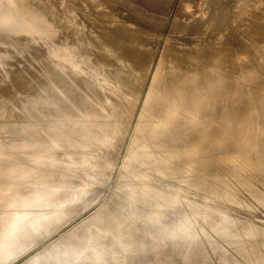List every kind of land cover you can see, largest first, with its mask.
Here are the masks:
<instances>
[{"label": "bare ground", "instance_id": "bare-ground-1", "mask_svg": "<svg viewBox=\"0 0 264 264\" xmlns=\"http://www.w3.org/2000/svg\"><path fill=\"white\" fill-rule=\"evenodd\" d=\"M4 1L17 11L28 6L26 0ZM74 1L62 0L60 4L66 11L73 9L71 18L81 20L78 22L85 24L88 31L95 29L91 32L99 33L98 35L93 37L90 32L84 33L86 28L82 29V35L75 34L81 24L75 19L73 22L78 24L60 22L59 19L65 15L60 16V13L59 19L55 15V18L52 17L57 21L51 25L42 22V26L38 27L37 16L43 21V17L49 15L47 20L51 19L54 13L45 8L47 14L43 15V7L33 9L34 15L24 14L23 23H7L4 27L7 30L31 33H42L54 28L55 32L58 31L57 36L65 35L68 39H71L68 37L71 34L74 40L82 42L77 43L82 49L78 46L74 48L75 41L74 46L71 41L67 45L62 41L64 39L61 40L63 43L60 39L57 40V43L61 42L59 45L50 40H44L42 44L47 46L44 48H48V52L53 50L52 56L55 52L60 54V51L71 50V55H75V58L83 56L81 61L85 58L88 61L92 55L97 66L105 67L103 69L101 66L99 69H103L104 73L107 69V74L112 73L110 75L116 81L114 83L118 82L119 85L117 83L118 88L114 92L112 79L111 82L108 77L107 81L99 79L98 82L101 80L103 83H111L112 94L105 91L110 92L109 83L103 84L108 85L103 87L106 94L102 91L103 88L101 91L99 89L102 87L101 82L97 84L100 85L99 88L94 87L98 79L90 82L93 86L87 80L81 86L78 83L80 80L76 82L79 76L75 75V78L69 71H72L69 66L71 61L69 65L64 63L66 57H59L61 61H56V58L54 63L50 59L53 64L45 65L47 67L39 65L44 59L43 51V58L38 61L40 67H34L38 70L41 66L45 67V72L34 74V77L41 74L42 79L40 77V83L36 79L33 84L31 75L36 72L20 63L37 57L35 54L41 49L39 50L35 41L40 43L41 39L35 40L36 37L27 36L34 37L32 41L35 40L33 42L37 45L30 42L38 49L31 46L29 49H37V52H28L26 61L18 62L24 71L27 69L32 74L30 73V80L27 75L22 76L23 78L20 76L22 83L29 80L21 86L20 81L18 83L15 80L19 86L15 84L14 87L29 86L27 91L25 89L20 92H27L25 96L22 95L25 97L22 101L27 104L28 109L22 108L28 113L25 111L26 119L19 118L24 124L19 129L15 121L13 120L14 124L8 118L7 123L12 121L16 125V129L15 126L10 127L14 128L12 131L8 129L10 135H17L16 138L9 136L15 141L12 142L14 150L10 149L14 153L18 149L21 154L28 149L31 152L27 150L28 153H24L29 155H35L34 152L37 154L39 151L44 153V148L55 151L51 153L46 149L49 157L45 161L38 157L41 166L34 164L36 170L32 169L34 165L31 168L24 165L26 158L25 163L23 160L19 163L16 156L18 161H14L19 165L17 163V166L12 167L13 161L11 164L7 162L12 160V152L0 154V167L5 161L10 164L9 168L0 169V178L14 174L23 182L21 186L15 183L18 186L14 185L16 192L11 189L10 183L13 184V181H6L8 185L5 182L7 178L0 179V264H11L29 254L36 246L40 247L39 244L45 243L46 249L40 247L44 251L24 264H150L161 258L172 261L179 258L185 264H264V74L260 72L264 69V0H180L170 38L167 36V43L163 46L158 44L160 40L157 33L162 25L159 16L148 15L139 19L132 17L133 11L122 10L116 0H90L98 11L105 12L102 15L104 19H101V15L99 17L102 21L106 18L107 25L103 21V27L100 25L102 28H99V23L94 25L92 22L94 19L91 22L85 20L93 16L91 12L90 17L86 18L85 14L88 12L85 10L86 13L82 16V11ZM170 2L160 0L161 6L166 9ZM69 10L68 13L71 12ZM61 11L60 8L59 12ZM115 12V18H112L115 22L111 21L109 26L112 27H109L107 17L109 20ZM65 20L68 18L63 21ZM56 22L61 29L56 26ZM96 25L99 32H96ZM77 33L79 34L78 31ZM205 38L209 39L206 43ZM18 39L21 41V38ZM68 39L66 40L69 41ZM242 40L246 42L242 44ZM235 41L239 43L236 44ZM24 42L22 36V43ZM175 42H179L180 47ZM7 44L4 45L5 49L0 47V71L5 70L9 64L12 67L13 63L17 64L16 61L20 60L15 55L19 49L13 51V54L7 50L8 47L14 48L17 42L14 46ZM21 45L23 49L24 44ZM70 45L73 47L68 49ZM22 49L21 53L18 51L21 55L27 52ZM47 51L45 56L50 54ZM31 53L35 57L29 56ZM249 53L252 56L245 57ZM40 54L41 52L38 57ZM52 56H47V60ZM259 59L258 65L262 64V67L256 75L251 76L253 71H249L256 65L255 60L259 62ZM34 60L37 63V59ZM47 62L49 63L44 59L43 65ZM90 64L94 65V61H90ZM128 66H133L132 70ZM10 67V70L6 68L8 72L14 69ZM22 67L17 68L20 73ZM76 67L78 70V66ZM82 67L80 70L84 72L81 73L84 80L94 77L89 76L91 73H85V70L92 67ZM125 67H128V71ZM148 67L158 72H155L156 76L150 74L155 76V79L151 78L155 81L154 91L151 90L149 96L145 95L150 98L147 99V103L150 101L148 107L144 111L141 106L143 114L140 113L139 121L136 120L134 132H129L128 125L132 120L130 116L135 110L132 109L137 104L135 102L140 90L145 88L149 79L145 76L149 72ZM37 69L35 71L38 72ZM15 70L13 73H17ZM5 71H1V76ZM11 73L7 74L11 76L9 81L12 77L19 78L18 74ZM223 73L227 75L224 76ZM240 74L247 79L242 80L244 83L237 84ZM95 75L99 78L98 74ZM105 76L108 75L105 73ZM4 78L0 80V84L2 81L3 84L8 82ZM252 80L257 82L247 83ZM12 82L8 84L11 85ZM29 83L33 85H28ZM246 84L255 87H247ZM6 87L5 89L10 88ZM6 93L8 92L3 96ZM12 93L15 98L17 93L19 96V92ZM1 98L3 100L5 97ZM14 101L12 104L16 103L19 108L22 101ZM3 103L2 105L5 104ZM21 105L23 106L22 103ZM143 106L146 107L144 104ZM5 107L10 108L11 104L3 108ZM9 108L4 110L15 115L16 111L20 112L21 107L15 110L13 104V108ZM18 112L16 117L21 116H17ZM27 116H32L31 121ZM19 119L16 120L18 126ZM9 123L8 125L11 124ZM2 133L0 137L4 138ZM29 133L33 136L27 139ZM9 137L4 139L8 140ZM3 143L5 144L2 141L1 147H5ZM120 149H125V154L122 151L124 165H121L122 168H119V173H115V176L112 171L118 156L116 153ZM25 154L24 157L29 156ZM111 179L116 184L113 186L116 187L114 192L111 191V185L106 187ZM109 188L111 189L107 191ZM109 191L113 193H110V197ZM107 198L110 200L103 203ZM98 206H101L99 210L93 211L92 216L83 222L85 219L82 216ZM81 218L82 223L79 220ZM77 221L80 223L76 225ZM68 228L69 232L66 231ZM63 232L68 233L63 235ZM51 239L54 241L51 242Z\"/></svg>", "mask_w": 264, "mask_h": 264}, {"label": "rangeland", "instance_id": "rangeland-1", "mask_svg": "<svg viewBox=\"0 0 264 264\" xmlns=\"http://www.w3.org/2000/svg\"><path fill=\"white\" fill-rule=\"evenodd\" d=\"M26 1H27L28 6H27L26 8H23L21 11H17V10L15 9L14 6L10 7V6H8V5L5 3L4 0H0V19H1V18L3 19V20H0V41L3 40L2 42H0V47L2 46V48H4V47L6 48V46H4V45L7 44V42L10 43V45H8L9 43L7 44L8 46H11V45L14 46L15 43L17 42V44L15 45L16 47L14 46V48L12 47V49H11L10 47L7 46V47H8L7 50H10V51H11V54H13L17 49H19V50H17V51L15 52V55H17V56H16L17 59H19V57H20V60L16 61L17 64L13 63V65H14V64L17 65V66H18L17 68H19V69H20V67H22V66L24 67V66L26 65L25 68H27V69H29V70L32 69V70H30V71L36 72V73H33V74H32L29 70L27 71V69H26V71H24L25 69H23V67H22L23 70H21V73H20V72H19L20 70H19V69L17 70V68H16L15 65H14V66L12 65V67H10V66H11L10 64L8 65V67H10V68H12V69L14 68L13 70L16 69L15 71H16L17 73H13V70H12V69H11L12 71H9V72H8V70H10L8 67H6V68H8V70L5 68V70H7V71H5V70H3V69L1 70V71H3V72L5 71L6 74L3 73V76H1V74H0V77L2 78V79L0 78V80H3V77H5V78L8 79V80H7V81H8L7 83H5L6 80L4 81L5 84H3V81H2L3 86H2V84H0V86H2V87H0V88H3V87H4L3 89L0 90V91H1V94H0L1 96H0V98H1V97H5V98H3V100H2V98L0 99V100H2V101H0V102H1V103H0V109H1V110H0V112H1V113H0V114H1V115H0V122H1V121H4L3 119H5L4 122L0 123V127H1V129H0V133H2V130H3V127H4L5 130H3V133L1 134V135L5 136L4 138H8L9 136H10V137L12 136V138H16L15 136H17V135L14 134V137H13V133H12V135H10V134H11L10 131H12V129H14V128L16 129V125H17V128H18V129L20 128V126H23V125H24L23 122L21 121V119H19V118H23V117H25L24 119H26V115H25V114H27L28 111L25 110V109H28V106L26 107L27 104H26V103L24 104V102H23V101H24L23 99H25V97H24L25 95H24V94H25V93L27 94V92L21 94L22 91H24L25 89H26V91H27L28 88H29L28 85H31L32 83L35 84V81H37L36 79H38V83H40V80L42 79L41 74H40V76H38V77H34V74H36V75H38V73H42V74H43V73L45 72V70H44L45 67H47V66H48L50 63H52V62L54 63L53 60L56 59V58H57L56 61H57V60H60V61H61L62 58L66 57L67 59H66V58L64 59V60H65L64 63H68V65L71 63L69 66H70V68L72 69V71L77 70V69H76V68H77L76 66H78V70H77V71H75V72H72L71 70H69V71L72 73V75H74L75 78H76V76H77V77L79 76V77L76 79V82H78V81L80 80V82H78V83H79L81 86H84L82 83L85 84L87 81H88V83H90L92 80H94V82H95V81L98 79L97 82H96V84H94V87L99 88L100 85L102 84V85H101L102 87L99 88L100 91L102 90L101 88H103V87H107L108 85H109V86H108V88H109L108 90H110V89H111V90H110V92H108L107 90H105L107 93L110 94V93L112 92V90H113L112 88H114V90H115L114 92L117 91V90H116V87H117L116 85H117L118 82H117L116 84L114 83V82H116V81H114V79H113V76H112L113 74H112V73H110V74H112V75L107 74L106 71H108V70L106 69L105 73H106V75H108V76H105V73L103 72V71H104L103 69H105V67H104L103 65H100V66L98 65V66H97L96 63H95V59L93 58L92 55H91V57H92L93 59H91V57H89V58L91 59V60H90V59H89V60L91 61V63H92V61H94V65H96V66H94L93 64H90V61H89V60L86 61L88 58H85V57H84L85 59H83V60H85V61H83V60L81 61V59L83 58V56H82V58H80L81 56H76V58H77V59H76V58H75V55H71V54H72L71 50H68V51L66 50V52H64V51H60L62 54H61L60 52H59L60 54H56L57 52L54 51V52H55L54 56L56 55L55 58H54V56H52V55H53V54H52V53H53V50H49V52H48V51H47L48 48H47V49L44 48V47H47L46 45H45V46L43 45V44H44V43H43L44 40H46V41H49V40H50L51 43L54 42V41H56V44H58V45H59V43H61L62 41H63L64 43H66V44L69 43V42L71 41L70 43L73 44V46H74V41H75L76 43H75L74 48L76 49V46H78L77 43H79L80 40H78V41H77V40H74V39H73V36H70L71 34H69L68 37L71 38L73 41H72L71 39L66 38L65 35H63L65 38H63L62 35H60V36H62L61 38H60V36H57V35H59V34L56 35V33H57L58 31L55 32V29H54V28H50V29H48V30H45V31H43L42 33H31V32H29V31H14V30H7V29H5L4 26H6L7 23H8V24L11 23L12 25H16V23L18 24V21H20V22L23 23V21H22V20L24 19V16H23V15H24V14H25V16H26V15H27V16L34 15V14H33V9H36V8H37V9H42V7H43V15H44V14H47V12L45 11V8H47V9L49 10V12L51 11V13L54 12V13L52 14V16H51V19H48V20H47V17H50L49 15H47V17H43V19L45 18L43 21H42V18H41V17H38V16H37L38 19H36V22L38 23V27H41V26H42V22H48V23L51 25L52 23H54L55 21H57V20H54V18H55L54 15H55L56 17H58V18H56V19H59V17H60L62 14H63V15H64V14L66 15V13H68L67 11L70 9V8H69V9L65 8V9H67V11H66V10H64V8L61 7L62 5L60 4V2H61L62 0H57V1H56V0H52V1H51V0H42L43 2H42L41 0H26ZM30 1H31V2H30ZM36 1H37V2H36ZM64 1H65V0H64ZM73 1H74V0H73ZM80 1H81V0H79L78 2H80ZM85 1H86V2H85ZM169 1H171V2H170V5L168 6V9H166V8L162 7L163 5L160 4V0H116V2L118 3V6H120L121 9L124 10L125 12H128V10L133 11V12H132V17H137V18L141 19V18H144L143 16H148V15H156V16H159V18L161 19V23H162L161 27H159V28H160V31L157 33V34L159 35V36H158V37H159L158 39H159L160 41L158 42V44H160V46H161V45H162V46L165 45V43H167V42H166L167 38H168V37L170 38V36H169V35H170V30H171V28H172V26H173V22H174V20H175V15L178 14V13L175 12V11H177V10L179 9L178 7H179V5H180V4H179V1H180V0H169ZM33 2H34V3H33ZM56 2H57V4H56ZM74 2L77 3V4H76L77 7L79 6L78 9L82 11V16H84L83 13L85 14L86 12H88V13L85 14V17H86V18H87V17H90V14H91V16L93 15L92 17H90V18H88V19H85L87 22H91V20L94 19L92 22L94 23V25H95L96 23H99V25H98L99 28H102V27H103L102 25H104V22H105V25H107V24H106V18H105V20H103L104 22L101 20V19H104V16L102 17V15H103V13H105V12L98 11V9L95 8L94 4L91 3L90 0H89V2H87V0H82L80 3H78L76 0H75ZM174 2H175V3H174ZM46 3H47L48 5H47ZM86 3H87V4H86ZM171 3H172V4H171ZM58 4H59V5H58ZM84 4H85V5H84ZM83 5H84L85 7H82ZM91 5H92V6H91ZM161 5H162V6H161ZM181 5H182V4H181ZM35 6H36V7H35ZM39 6H40V7H39ZM86 6H87V8H86ZM160 6H161V7H160ZM81 7L84 8V11L81 9ZM90 7H91V8H90ZM181 7H182V6H181ZM49 8H50V9H49ZM58 8H59V9H58ZM60 8L62 9L61 12H63V13L59 12V11H60ZM10 9H11V10H10ZM72 10H73V9L69 10V12H70V11H71V12L67 14V17L64 15L65 17L62 16V19L60 18L59 21L61 20L60 22H66V23L69 22V23H70V22H73L74 19H75V21L77 20V22H78V21L81 22V20H79V19H76V18H73V19H72V18H71L70 15L72 14ZM85 10H86V12H85ZM87 10H88V11H87ZM95 10H96V11H95ZM193 10H194V9H193ZM64 11H66V12H64ZM97 11H98V12H97ZM103 11H104V9H103ZM170 11H171V12H170ZM90 12H91V13H90ZM99 12H100V13H99ZM108 12H109V11H108ZM59 13H60V16L58 15ZM89 13H90V14H89ZM92 13H94V14H92ZM98 13H99V14H98ZM88 14H89V15H88ZM115 14H116V12H115L114 14L111 15L112 17H109V20L111 19L110 21L108 20V17H107V21H108L107 23H108V26H109V24L112 23L111 21H114V22H115L114 19L112 20V18L114 17L113 15H115ZM181 14H182V13H181ZM181 14H180L179 16H181ZM41 15H42V14H41ZM77 15H78V14H77ZM86 15H87V16H86ZM99 15H101V16H100V17H102L101 19H100ZM117 15H118V16H117ZM117 15H116L117 17H120L119 14H117ZM96 16H97V17H96ZM52 17H54V18H52ZM85 17H84V18H85ZM94 17L97 18V20H96ZM12 18H13V19H12ZM67 18H68L67 21H66V20L63 21L64 19H67ZM114 18H115V17H114ZM89 19H90V20H89ZM98 19H100V20H98ZM49 20H51V22H50ZM52 20H53V21H52ZM3 21H4V22H3ZM6 21H7V22H6ZM8 21H9V22H8ZM11 21H12V22H11ZM94 21H95V22H94ZM97 21H98V22H97ZM100 21H101V22H100ZM1 22H2V23H1ZM5 22H6V23H5ZM14 22H15V24H13ZM77 22H73V23H77ZM80 22H78V23L81 24ZM109 22H110V23H109ZM78 23H77V24H78ZM55 24H56V26H58V28H60L59 25H57V24H58L57 22H56ZM91 24H92V23H91ZM1 25H2V26H1ZM83 25H84V26H83ZM83 25H82V24L80 25L81 27L83 26V28H80V26H78L80 29L78 28V29L76 30V33H75V32H74V33L77 34V35H82V34H83V30H82V29L85 30V28H86V25H85V24H83ZM94 25L92 24V27H93ZM100 25H101L102 27H101ZM54 26H55V25H54ZM3 27H4V28H3ZM95 27H96V29H97L96 32H99V31H98L99 28L97 27V25H96ZM109 27H112V25H110ZM58 28H57V29H58ZM87 28H88V27H87ZM87 28H86V30L84 31V33H86V32H88V34L91 33L90 35L93 36V37H94L95 35H98V34H99V33H98V34H96V33L94 34V32H91V31H94V30H95L94 28H93L94 30H92V28H91L90 31H88L89 28H88V29H87ZM60 29H61V28H60ZM50 30H51V31H50ZM81 30H82V31H81ZM77 31L79 32V34L77 33ZM1 32H2V33H1ZM49 32H50V33H49ZM89 32H90V33H89ZM160 32H161V33H160ZM80 33H82V34H80ZM1 34H2V35H1ZM4 34H6V35H4ZM8 34H9V35H8ZM19 34H20L21 36H20ZM25 34H27V35H25ZM75 34H73V35H74V38H76V35H75ZM92 34H93V35H92ZM10 35H11V36H10ZM14 35H15V36H14ZM16 35H19V36H16ZM1 36H4V37H1ZM12 36H13V37H16V38L14 39V38H12ZM22 36H23V42H24V41H25V42L27 41L26 44H25V42L22 43ZM27 36H34V37H36V38L33 37L35 40H37V39H41V40H39V41H41V42L38 43V40H37V41L33 40V41H35V43L37 42V44H38V45H37V44H35V43L32 41V39H33L32 37H27ZM40 36H41V37H40ZM167 36H168V37H167ZM5 37H6V39H5ZM17 37H18V38H21V41H19V39H18ZM24 37H25L26 40L24 39ZM57 37H59V38H57ZM28 38H29V40H28ZM30 38H31V39H30ZM51 38H52V39H51ZM236 38H237V36H235V39H236ZM8 39H10V40L8 41ZM12 39H14V40H12ZM47 39H48V40H47ZM54 39H55V40H54ZM59 39H60V41H61L62 39H64L65 41H67L66 39H68L69 41L65 42L64 40H62L61 42L58 41L59 43H57V40H59ZM161 39H162V41H161ZM5 40H7V41H5ZM11 40L14 41V42H11ZM15 40H16V41H15ZM42 40H43V41H42ZM171 40H172V39H171ZM206 40L209 41V39H206V38H205V40H204L205 43H206ZM18 41L21 42V43H19ZM28 41H29V42L31 41L32 43H34L35 45H37V47L39 46V47H38L39 50L41 49V51H40L41 54H40L39 57H38V54H39L40 52H39V51H38V52L36 51L38 48H37L34 44H32L31 42H30V46L28 47V45H29V42H28ZM208 41H207V42H208ZM5 42H6V43H5ZM63 42H62V43H63ZM163 42H164V43H163ZM235 42H236V44L239 43L238 41H235ZM240 42H241L242 44H244L246 41H245V40H244V41L242 40V41H240ZM243 42H244V43H243ZM11 43H12V44H11ZM18 43L20 44V46H18V45H19ZM42 43H43V44H42ZM80 43H82V42H80ZM176 43H177V42H175V44H176ZM178 43H179V42H178ZM178 43L176 44V46H179ZM1 44H2V45H1ZM21 44H24L23 47H24L26 50H25L24 48L22 49V47H21L22 45H21ZM31 44H32V45H31ZM39 44H40L44 49H42V47H40ZM173 44H174V43H173ZM173 44H172V45H173ZM175 44H174V46H175ZM207 44L210 45L209 43H207ZM25 45H27V48H28V49L26 48ZM67 45H69V44H67ZM81 45H82V44H81ZM81 45H80V46H81ZM31 46H33V47L35 46V48H37V49H35V51L37 52L35 55L38 57V58H37V57L33 56L32 53L29 55V56H31V57H35L34 59H37V63H36V61H35L33 58H29V59H31V61L34 60V61H32V62H33V65L31 64L32 62H31L30 60L28 61V59H26V57L28 58V52L34 50L33 48H32L31 50L29 49V48H31ZM73 46L70 45L68 49H71V47H73ZM176 46H175V47H176ZM17 47H19V48H17ZM20 47H21V48H20ZM78 47H79V46H78ZM179 47H180V46H179ZM179 47H177V48H179ZM5 48H4V49H5ZM15 48H16V49H15ZM79 48L82 49V47H79ZM13 49H14V50H13ZM21 49H22L23 51H25V52L27 51V52L24 53V52L22 51V53H24V54L21 55V54H20V53H21ZM45 49H46V50H45ZM49 49H50V48H49ZM72 49H73V48H72ZM28 50H29V51H28ZM73 50H74V49H73ZM13 51H14V52H13ZM18 51H20V53H18ZM35 51H32V52L35 53ZM42 51L44 52V55H43ZM46 51H47L48 53H50V54H48V55L45 56ZM81 51H83V50H81ZM63 52H64V53H63ZM67 52L69 53V55H68ZM91 52H92V51H91ZM65 53H66V54H65ZM46 54H47V53H46ZM51 54H52V55H51ZM249 54H250V55L247 54L245 57H247V56H248V57H249V56H252V53H249ZM15 55H14V56H15ZM20 55L23 56V57H25V58L23 59V57H21ZM42 55H43L44 59H46V61H49V63L47 62V64H44V65H43V63H44V59H42V58H43ZM62 55H63V56H62ZM64 55H65V56H64ZM157 55H158V54H157ZM47 56H49V57L52 56V58H49V59L47 60V58H48ZM57 56H58V57H57ZM61 56H62V57H61ZM68 56H69V57H68ZM71 56H72V57H71ZM155 56H156V55H155ZM59 57H60L61 59H60ZM157 57H158V56H157ZM248 57H247V58H248ZM21 58H22V59H21ZM39 58H41V59L43 60V62H42V60L39 59ZM58 58H59V59H58ZM78 58H79V59H78ZM25 59H26L27 61H26ZM50 59H51L52 62H50ZM22 60H25L27 63H29V65H28L26 62H25V63H20V61H22ZM40 60H41L42 63L39 62V65H40V64H42V66L47 65V66H45V67H42V66H41V68H39V70L41 69L43 72H40L41 70L39 71V70L37 69L38 67H40V66L38 65V61H40ZM76 60H77V61H76ZM78 60H79V61H78ZM260 60H261V59H259V62H258V60H255V61H257V63L255 62L256 65H254V67H253L252 69H250V71H249V73L251 72V70L253 71L252 73H250L251 76L256 75L257 72H258V70L260 71V69H261V67H262V64H261V65H258V64L260 63ZM62 61H63V60H62ZM70 61H71V62H70ZM75 61H76V62H75ZM18 62H19L20 64H23V65H22V66H20V64L18 65ZM30 62H31V63H30ZM69 62H70V63H69ZM79 62H81V63H79ZM85 62H86V63L88 62L89 65H88V63H87L86 65H84ZM251 62H252V61H249V63H251ZM35 63H36V64H35ZM53 63H52V64H53ZM74 63H77V64H79V65H76V64H74ZM83 63H84V64H83ZM82 64H83V65H82ZM27 65H28V66H27ZM31 65H32V68H29V66L31 67ZM35 65H36V66H35ZM37 65H38V66H37ZM81 65L84 66L85 69H87V67H88V68H90V67H92V68L95 67V68H93V69L90 68V69H88V70H85V73H86V74H87V72H88V74L91 73L89 76H94V77L97 76V75H95V74H98V75H99V78H96V77H95V79H93L94 77H92L90 80H88V78H85V80H84V76L82 75L84 72L80 70L81 67H82ZM91 65H92V66H91ZM6 66H7V65H6ZM34 66L37 67L36 69L38 70V72L35 71L36 69H35ZM72 66H73V67H72ZM80 66H81V67H80ZM85 66H86V67H85ZM101 66H103V69H101V68H102ZM259 66H260V67H259ZM96 67H98V68H96ZM99 67H101V68L99 69ZM128 67H130L129 70H130V69L132 70V68H133V66H132V67H131V66H128ZM128 67H127V68L125 67V70H127ZM42 68H43V69H42ZM73 68H75V70H74ZM82 68H83V67H82ZM148 68H149V67H148ZM255 68H256V69H255ZM33 69H35V70H33ZM95 69H96L97 71H96ZM79 70H80L81 72H79V74H78V71H79ZM89 70H90V71H89ZM91 70H92V71H91ZM93 70H94V71H93ZM99 70H100V71H99ZM147 70H149V72H148ZM147 70H146V71H147L146 74H147V73H148V74L145 75V76H146V79H147L148 77H149V79H147V83H146V85L144 86L145 88H142V89H141L142 92H141V90H140V92H139L140 95L138 96L139 98H137L136 102L134 101L135 103H137V104L135 105V107L133 106V104H134V103H133L131 106H133L134 108H133V107H132L133 109L130 108V110H131V109H132V110L135 109L134 112H133L134 116H133L132 113H130V114H132V116L135 118V120H133L132 116H130V119H132L133 121L131 120L132 122H131V121H130L131 123L129 122V125H130V126L128 125L129 132H130V130H132V131L135 130L134 128L136 127V124H137V123H136V122H137L136 120L139 121V115L143 114V110H144V109H145V110L147 109V107H148V103L150 102V101H149V102L147 103V101H148L147 99L150 100V98H147V97L149 96L148 93L150 94L151 90H152V92L154 91V89H153V86H154V85H153V82H155V81L152 80V79H155V78H154V77L156 76V75H155V72H157V70L154 72L155 69H153L152 67H150V68L147 69ZM150 70H151V72H150ZM1 71H0V73H2ZM98 71H99V72H102V75H100L101 73L99 74ZM127 71H128V70H127ZM10 72H12L11 75H12V74H18L19 78L16 77L17 75H14L17 79H16V78L13 79L14 77H12L11 81H9L11 76H10V75L8 76L7 74H10ZM18 72H19L20 74H19ZM24 72H25V73H24ZM26 72L29 73V74H27ZM94 72H95V73H94ZM96 72H97V73H96ZM153 72H154V73H153ZM260 72H262V73L264 74V69L262 68V70H261ZM30 73L33 75V77L35 78V80H34V78L32 77V75H31ZM74 73H75V74H74ZM81 73H82V74H81ZM93 73H94V75H92ZM103 73H104V74H103ZM108 73H109V72H108ZM4 74H5L6 76H4ZM80 74L82 75V77L80 76ZM86 74H85V75H86ZM88 74H87V75H88ZM150 74H151V75L154 74L155 76H151ZM156 74H158V72H157ZM24 75H25V76H26V75L29 76V78H28L29 80L32 78V83H29L28 85L26 84V87L28 86L27 88H25V86H23L24 89H23V87H20V88H19V87H16V86L18 85V83H19L18 81H20V83H19L20 86H21V84L23 85V84H25V83H27V82L29 81V80L27 81V77H26L25 81H27V82H25V83H24V82H23V83L21 82V80H22L21 77L24 76ZM30 75H31V78H30ZM36 75H35V76H36ZM75 75H76V76H75ZM87 75H86V76H87ZM103 75H104L105 77H103ZM109 75H110L112 78H111ZM223 75L225 76V75H227V74H226V73H223ZM20 76H21V77H20ZM25 76H24V77H25ZM8 77H9V78H8ZM40 77H41V79H40ZM87 77H88V76H87ZM97 77H98V76H97ZM106 77H108V78H107L108 80L110 79V80H109L110 82H111V79H112V81H113L112 84L114 83L115 87H114V85H113V87L110 86V85H111L110 82H108L109 84L106 83V82H104V83L108 84L107 86H104L105 84H104L101 80H100L101 83L98 82L99 79H102V78H103L104 81H105V80H106ZM152 77H153V78H152ZM241 77H242V78H241ZM5 78H4V79H5ZM22 78H23V77H22ZM80 78H81V79H80ZM89 78H90V77H89ZM151 78H152V79H151ZM239 78H240V79H239ZM243 78H244V79H243ZM18 79H19V80H18ZM246 79H247L246 76L243 77V75L240 74V76L238 77V80H239V81L237 80L238 82H237V81H236V82H237V84H242V83H244V81H242V80H246ZM12 80H14V83L12 82ZM15 80L18 82L17 84L15 83V82H16ZM81 80H82V82H81ZM86 80H87V81H86ZM150 80H151V83H152V84L149 83ZM23 81H24V79H23ZM85 81H86V82H85ZM106 81H107V80H106ZM241 81H242V82H241ZM0 82H1V81H0ZM9 82H12V83H13V84H11L12 86H11L10 84H8ZM119 82L121 83V81H119ZM252 82L255 83V82H257V81L252 80V81H248L247 83H252ZM36 83H37V82H36ZM99 83H100V85H97V84H99ZM258 83H262V82L258 81ZM15 84H16V86L14 87ZM33 84H32V85H33ZM90 84H91V83H90ZM92 84H93V83H92ZM92 84H91V86H93ZM103 84H104V85H103ZM150 84H151V85H150ZM4 85H6L7 87H10V88H11V87H13V88H12V90H11L10 88L8 89V88H7L6 86H4ZM8 85H9V86H8ZM19 85H18V86H19ZM118 85H119V83H118ZM148 86H149V87H148ZM246 86H247V87H251V88L255 87V86L252 85V84H251V85H250V84H246ZM252 86H253V87H252ZM5 87H6L7 89H5ZM111 87H112V88H111ZM258 87H259V86H258ZM21 88H22L23 90H22ZM117 88H118V87H117ZM20 89H21V91H19ZM104 89H105V88H103L102 91H104ZM106 89H107V88H106ZM143 89H144V90H143ZM255 89H258V88H255ZM3 90H4V93H2ZM10 90H11V91H10ZM145 90H146V91H145ZM12 91H13V93H12ZM105 91H104V93L106 94ZM147 91H148V92H147ZM5 92H8V93L10 92V94L6 93V95L3 96V95L5 94ZM15 92H16V93L19 92V96H18V93L16 94ZM20 92H21V93H20ZM152 92H151V93H152ZM11 93H12V94L15 93L16 96H17V98L20 97V95H21V97L17 99V98L14 97L15 95L13 96V95H11ZM111 94H112V93H111ZM7 95H9V98H10V97H11V98L9 99V98L7 97ZM22 95H24V96H22ZM145 95H148V96H145ZM144 96H145V97H144ZM6 97H7V98H6ZM23 97H24V98H23ZM26 97H27V95H26ZM150 97H151V96H150ZM4 99H6V100H4ZM7 99H8V100H7ZM11 99H12L13 101H10ZM14 99L16 100V102L18 101L19 103L23 100V101L21 102V103L23 104V106L21 105V103L19 104V108L21 107L20 110H19L18 106H16L17 104H16V103H13V104H14V108H15V110L17 109V110L20 111V112L16 111V112H15V115H14V113L9 114V113L6 112V110H7L9 107H7V108H6V107L3 108L5 105L8 106V105H10V104H11V107H10V108H13V104H12V102H15ZM20 99H21V100H20ZM138 99H139V101H138ZM144 99H145V101H144ZM4 101H5V102H4ZM6 101H7V103H6ZM8 101H9V102H8ZM137 101H138V102H137ZM140 101H142V102H140ZM3 102H4L5 104H4ZM143 102H144V103H143ZM2 103H3L4 105H2ZM9 103H10V104H9ZM145 103H146V104H145ZM7 104H8V105H7ZM15 104H16V105H15ZM139 104H140V105H139ZM143 104L146 105V107H144ZM15 106H16V107H15ZM141 106L143 107V110H142V107H141ZM22 107H24L25 109L22 108ZM138 107H140V108H138ZM10 108H9V109H10ZM137 108H138V109H137ZM4 109H6V110H4ZM21 109H22V110H21ZM23 109H24V110H23ZM140 109H141V110H140ZM145 110H144V111H145ZM25 111H26L27 113H26ZM135 111H136V112H135ZM17 112H18L17 116H20V115H21L20 117H16V113H17ZM130 112H132V111H130ZM19 113H20V114H19ZM23 113H24V114H23ZM136 113H137V114H136ZM140 113H141V114H140ZM22 114L25 115V116H23ZM135 114H136V115H135ZM10 115H11V116H10ZM12 115L15 116L16 119H15V117H14V118H11V117H13ZM38 115H39V114H38ZM7 116H9V117H7ZM136 116H137V118H136ZM27 117H28L27 119H29V117H30L29 121H31V117H32V116H27ZM1 118H3V119H1ZM8 118H9V120H11V119H12V121L14 120L15 123H16V125H13V124L11 123L12 121H10L11 124H10L9 121H8V123L10 124V125H8V123H7ZM17 119H19V120L22 122V124H21L20 121L18 120V121H19V122H18V123H19V126H18V124H17V122H16ZM24 119H23V120H24ZM14 121H13V123H14ZM24 121H25V120H24ZM5 122H6V123H5ZM3 123H5V124H3ZM15 123H14V124H15ZM2 124H3V125H2ZM6 124H7V125H6ZM132 124H133V125H132ZM1 125H2L3 127H2ZM5 125L7 126V128H6ZM134 125H135V126H134ZM11 126H12V127L15 126V127H14V128H10ZM8 127H9V128H8ZM8 129H9V130L11 129V130L8 131ZM18 129H17V130H18ZM6 130H7V131H6ZM4 132H5V133H4ZM9 132H10V133H9ZM133 132H134V131H133ZM6 133L9 134V135H7ZM30 133L34 134L33 132H30ZM30 133H29V136H28V134H27V136H28L27 139L30 138L31 136H33V135H31ZM44 133H45V132H44ZM128 134H129V133H128ZM6 135H7V137H6ZM43 135H44V134H43ZM10 137H9V138H10ZM4 138H3L2 136L0 137V143H1V144H0V148H1V149H0V150H1L0 154L3 155L5 152H9V151L12 152V154H13L12 157H11L12 160L10 159L9 161H7V162H9L10 164H11V161L15 162V164H13V162H12L11 166H12V165H16V164L18 163V162L16 163V161L19 160V163H20V162H22L21 160H23V163L26 162L24 165H29V166H27V167H30V168H31L32 165H34V164H36L37 167H38V166L40 167L41 164H40V162H39V158H38V157H41V159H44V161H45L46 158L49 157V152L52 153V151H53V152L55 151V150H52V149L44 148L43 150H44V153H45V154L43 153V151H39L38 153L41 152L39 155H38V153L36 154V153L34 152V154L37 156V157H36L35 155H29V154H27L28 151H29L28 149H27L28 151L26 150V151H27L26 154L24 153V152H26L25 150H24V152L21 154V153H20V150L15 149V150H16V152H15L16 154H15V153L13 152L15 146L12 147V144H13L15 141L12 140V138H10V139H8V140H7V139H4ZM1 139H2L3 142H5V144L3 143V146H5V147H1V145H2V141H1ZM3 139H4L5 141H4ZM6 140H7V141H6ZM9 140H10L11 142H10ZM8 141L10 142V145H11V146L8 144ZM13 141H14V142H13ZM6 142H7V144H8L9 146L6 144ZM12 142H13V143H12ZM16 142H17V141H16ZM13 145H14V144H13ZM6 147H8L7 149H10V147H11L13 150H12V149L7 150ZM2 148H3L4 150H3ZM46 149H47V151H48V150H50V151L47 152ZM2 150H3V151H2ZM17 150L19 151L18 153H17ZM122 151H123V153L125 154V152H124L125 149H120V150H119V152L121 153V154H120L121 157H120V155H119V152L116 153V155H118V156H117L116 162H115V164H114V170L112 171V174H113V172H114V175H115V176H116L117 172L119 173V168H120V167L122 168V166L124 165V158H125V157H124V155H122V154H123ZM29 152H31V151H29ZM32 153H33V152H32ZM32 153H30V154H32ZM47 153H48V154H47ZM14 154H15V155H14ZM17 154L21 155V157H20L19 155H17ZM24 154H25V155H29V156H25V157H24ZM43 154H44V155H43ZM42 155H43V156H42ZM47 155H48V156H47ZM15 156L17 157L18 160H16V157H15ZM22 156H23V158H22ZM30 156H35L36 158H35V157H31V158H30ZM43 157H44V158H43ZM21 158H22V159H21ZM25 158H26V159H25ZM27 158H28V159H27ZM29 158H30V159H29ZM33 158H35V159H33ZM24 159H25V162H24ZM32 159H33L35 162H34ZM36 159H37V161H36ZM14 160H16V161H14ZM27 160H28V161H27ZM30 160H32V162H34V163H32ZM118 160H119V162H118ZM29 161H30V163H27V162H29ZM40 161H41V160H40ZM44 161H43V162L41 161V162H42L43 164H45ZM5 162H6V161H5ZM5 162L3 163V165H1L2 167H0V169L5 168V167H8V168L10 167V164L7 163V162L5 163ZM37 162H39V163H37ZM46 162H47V161H46ZM19 163H18L17 165H19ZM23 163H21V164H23ZM31 163H32V164H31ZM8 164H9V165H8ZM118 164H119V165H118ZM122 164H123V165H122ZM17 165H16V166H17ZM36 165H34V166L32 167L33 170H34V169H35V170L37 169ZM115 165H116V166H115ZM121 165H122V166H121ZM12 167H13V166H12ZM14 167H15V166H14ZM42 167H43V166H42ZM38 169H40V168H38ZM41 169H42V168H41ZM115 173H116V174H115ZM9 175H10L11 177H9ZM12 175H13V176H12ZM7 176H8V177L5 176L4 178L2 177V178H0V179H3V180H4L5 178H7V179H5V182L8 181V180L10 179L11 181L9 180V181H8L9 183L13 181V182H12L13 184L10 183V185H11V189H12V190H16V192H17V188H15L14 185H16V184L18 183V186H19L20 184L22 185L23 182H22V181L20 182V180L17 179L16 176H15L14 174H7ZM14 176H15L16 179L14 178ZM13 178H14V179H13ZM112 178L114 179V177H112ZM14 181H15V182H14ZM112 181H113V180L111 179V180L109 181V182H111V183L108 184V185L106 186V187L108 188L109 185H111L110 187H112V189L109 188V189H107V191L111 189V191L114 192V190L116 189V187H113V186H116V184L114 183V181H113V183H112ZM6 183H7V182H6ZM15 183H16V184H15ZM7 184H8V183H7ZM8 185H9V184H8ZM21 185H20V186H21ZM13 186H14V187H13ZM16 186H17V185H16ZM18 186H17V187H18ZM115 191H116V190H115ZM112 192L109 191L108 196L111 195L110 193H112ZM112 194H113V193H112ZM109 197H110V196H109ZM107 200H110V199L107 198L103 203H105ZM103 203H102V204H103ZM100 207H101V206H98L97 208L93 209L92 211H90V212L84 214L86 217L83 215L82 218H84L85 220H83V219L81 218V219H79L80 222L82 223V220H83V222L86 221V220H87L86 218H88V217L90 218V217L92 216V214L94 213L93 211H96L97 209L99 210ZM98 210H97V211H98ZM97 211H96V212H97ZM96 212H95V213H96ZM88 215H89V216H88ZM90 215H91V216H90ZM89 218H88V219H89ZM79 220H78V221H79ZM78 221H77L76 225H77L78 223H80V222H78ZM71 228H72V226H71ZM73 228H74V227H73ZM68 230H69V228H68L66 231H68ZM70 230H72V229H70ZM66 231H65V232H66ZM65 232H63V235H64V234H67L69 231H68L67 233H65ZM51 240H52V241H51ZM51 240H49L48 242L50 243V241H51V242L54 241L53 239H51ZM48 242H47V243H48ZM45 244H46V243H45ZM45 244H41V245L39 244L38 246H40L41 248L43 247L42 249L45 250V249H46ZM43 245H44V246H43ZM36 247H37V246H36ZM36 247L33 248L31 251H29V252H28L29 254H26V255L23 256L21 259L16 260V261H14V262L11 263V264H16V263H17V264H21V263L24 264L26 261H28V260H30V259H34V258L38 255V253H40L41 251H44V250H41L40 247H38V248H36ZM44 247H45V248H44ZM34 249H35V250H34ZM33 250H34V252H36L37 254H35V253L33 252ZM39 250H40V251H39ZM30 254H31V255H30ZM35 255H36V256H35ZM180 261H181V262H180ZM150 264H185V263H184L183 260H181V259H179V258H176L174 261H172V259L161 258V259H157V260H155L154 262H152V263H150Z\"/></svg>", "mask_w": 264, "mask_h": 264}]
</instances>
